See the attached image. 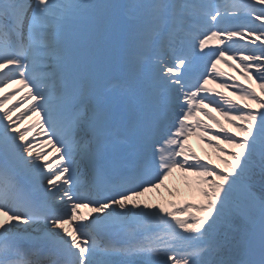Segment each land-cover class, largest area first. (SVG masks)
Wrapping results in <instances>:
<instances>
[{"label":"snow or ice","instance_id":"1","mask_svg":"<svg viewBox=\"0 0 264 264\" xmlns=\"http://www.w3.org/2000/svg\"><path fill=\"white\" fill-rule=\"evenodd\" d=\"M229 60L260 93L219 86L264 109V0H0V93L27 90L0 97V264H264V111L207 88ZM201 113L225 168L186 147ZM177 170L199 203L141 205Z\"/></svg>","mask_w":264,"mask_h":264},{"label":"rangeland","instance_id":"2","mask_svg":"<svg viewBox=\"0 0 264 264\" xmlns=\"http://www.w3.org/2000/svg\"><path fill=\"white\" fill-rule=\"evenodd\" d=\"M236 22H239V21H236ZM213 41H214V39L210 40L209 43H212ZM222 64L224 65V70L220 71L219 74H223L226 77L225 80H228V78L231 77L232 74L226 68L227 64L224 63V62H222ZM238 73H239V71H238ZM228 82H229L230 85L231 84H236V82H234V80H232V81L229 80ZM245 85H246L245 87H247L249 89H255V91L258 94L260 93V89L256 86L255 82L250 81L249 84L245 83ZM5 91H6V88L4 89V92ZM4 94L5 93H2L0 96L2 97ZM233 99L237 102L236 104L239 107L243 108L245 105H250V107L246 108L245 111L251 110V111H254V112H257V113L261 112V111H264V109H260L257 104H251L249 101L240 99L239 95L237 93L233 94ZM238 102H239V105H238ZM10 103H11V100L7 101L5 103V108H12L13 104L11 105ZM21 108H20V110L18 112H14L12 114V119L14 121H15L16 117L18 115H20V113L23 112L26 109L25 108L22 111ZM212 110H214V109H212ZM0 114H2V113H0ZM211 115H212V113H211ZM202 116H203V119L201 121L203 122V124H206V125L209 126L206 134H209V136L213 135V134L223 135V133H220L219 127L215 123H213L212 120H209L203 114H202ZM207 121L209 123H207ZM224 121H225V118L223 117L222 118V122H220V124H223ZM236 123H240V122L236 121ZM20 125H22V124H20ZM223 127L228 130L227 134H235V138L236 139H242L241 134L238 133L236 131V129L231 124H229L227 126H223ZM214 128H215L216 131L211 130V129H214ZM193 139H194V137H193ZM28 140L31 141V138L29 137ZM199 141L203 143V145H201V144H199V145L197 144L196 145V150H199V154H198L199 156L196 153H194V154L196 156L200 157L202 162L211 160L212 164L216 165L218 168H225V166L223 164H221L220 161L217 158L218 157L217 151L214 148L209 147L208 137L204 136L203 138L199 139ZM211 143L212 144L219 143L220 147L224 148L226 151H236V149L231 148L229 145L224 144L222 141L213 140V141H211ZM33 150H34V152H37L36 148H34ZM189 162H192V161H189ZM196 179H197V177H195L190 172L189 173H182V172H180L178 170L174 171L173 174L171 176H169L164 181L163 185L159 189H155L153 191L147 192V193L144 194L143 197H140L139 198L140 203H141V205H143L145 203L146 204H150V205H155V204L156 205H160V204H163L164 202L168 203L169 200H171V199L176 200L177 198H180V200H181L182 197H183V200L184 201L187 200L188 203H199L200 200H201V197L199 196L197 191H194L193 193H191L193 196H190L191 194L187 195L188 197L186 195L180 196L181 192L183 190L182 188L185 187V186H189L188 188H190V186L192 185V182L195 181ZM192 187H195V185H192ZM176 204L177 205H181V206L184 205V203H176ZM173 210L174 209H171V211H173Z\"/></svg>","mask_w":264,"mask_h":264},{"label":"bare ground","instance_id":"3","mask_svg":"<svg viewBox=\"0 0 264 264\" xmlns=\"http://www.w3.org/2000/svg\"><path fill=\"white\" fill-rule=\"evenodd\" d=\"M233 39H234V40H238L239 38H238V37H234ZM242 43H246V40H245V41H242ZM238 63H239V62H238ZM238 63H237V64H238ZM254 72H255V69H254V68L250 70V74H252V73H254ZM232 73H233L232 75H234V77H233L234 80L236 79V80L239 81V82H241V80H243V82L249 84L250 80L245 79L244 76L241 74V72L238 73V72H236V71H233ZM19 87H20V86H18V85H10V86L7 88V94H11L13 91H16V92H17V94H16L15 96H13V98H12V100L14 101V103H15V100H16V102H17L19 99H22V98L26 95V92H27L26 89L23 90V91H19ZM226 89H228V88H226ZM217 99H218V98H217ZM31 102H32V101H29L28 103L31 104ZM26 106L28 107L27 104H24V105L22 106V110H24L25 108H27ZM12 107H14V106H12ZM212 112H213L212 116L215 117L216 120H218V121L222 120L221 117H219V115H220L219 112H217V111H215V110H212ZM0 115H1V114H0ZM221 116H222V115H221ZM222 118H223V117H222ZM36 123H37V117H35V116L31 117L30 119H26V120L23 122V124L20 125V126H21V127H20V130H21V131H24L25 128H27V127L30 126V125H34V124H36ZM221 125H222V126H227V125H229V123L225 120V121L223 122V124H221ZM211 130L216 131L215 129H211ZM37 133H39V135H37ZM204 136H205V137H209V134H205ZM204 136H203V137H204ZM29 137L31 138V140H32L33 137H36L37 141H43V143H39L35 148H38V149H39V152H45V151H47V152L49 153V155H47V156L44 157V161H46V162H50V161H52V160L57 156V153L54 152V150L51 148V145H49V144L46 142V137L44 136L42 130H41L38 126H37L36 128L33 129L32 133H31L27 138H29ZM193 137H194V139H193ZM193 137H190L189 140H187V145H186V147H190V148L192 149V151H194V153H196V154L198 155V154H199V150H196V145H197V144H198V145H199V144L203 145V143L199 141V139H198L197 136H193ZM195 150H196V151H195ZM210 155H211V154H210ZM198 156H199V155H198ZM205 162H207V161H205ZM59 163H61V162H60V161H56V163L53 164V169H54L55 167H57V166L59 165ZM190 177H191V176H190ZM195 181H196V180H195ZM195 181L192 182V185H195ZM192 185L190 186V188H188L189 186H185V187H183V188H182L183 190H182L180 196H182V195H186V196H187V195H190L191 193H193L194 191H197V190H196V185H195V187H192ZM193 189H194V190H193ZM190 196H193V195L191 194ZM187 197H188V196H187ZM172 203H184V204H186V203H188V202H187V200L184 201V200H183V197H182L181 200H180V198H177L176 200L171 199V200H169L168 203H167V202H164L163 204H160L159 206H163V207H165L168 211H171L172 208H170L169 205L172 204ZM155 205H156V204H155ZM87 214H88V210H84V211H82V215L87 216ZM69 230H71V229H69ZM141 239H142V237H141ZM141 263H142V262L140 261V259H139V258H136V264H141Z\"/></svg>","mask_w":264,"mask_h":264}]
</instances>
